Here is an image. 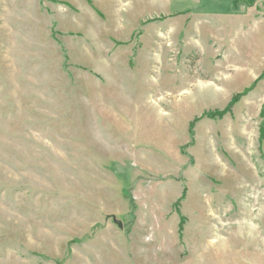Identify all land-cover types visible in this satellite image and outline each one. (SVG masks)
<instances>
[{
    "label": "rangeland",
    "instance_id": "374dc122",
    "mask_svg": "<svg viewBox=\"0 0 264 264\" xmlns=\"http://www.w3.org/2000/svg\"><path fill=\"white\" fill-rule=\"evenodd\" d=\"M189 6L0 0V264H257L264 87L204 117L255 84Z\"/></svg>",
    "mask_w": 264,
    "mask_h": 264
},
{
    "label": "crops",
    "instance_id": "0c3cea01",
    "mask_svg": "<svg viewBox=\"0 0 264 264\" xmlns=\"http://www.w3.org/2000/svg\"><path fill=\"white\" fill-rule=\"evenodd\" d=\"M159 1V0H158ZM189 11L184 16L183 23H175L171 29L172 35L183 29H192L193 25H209L212 32L206 33L205 47L214 50V64L217 65L219 73L225 75L241 74L254 81L255 87L249 96L255 94L258 87H264V80L257 82L264 72V12L258 7H248L245 4L237 5V0H189ZM186 10V9H185ZM158 17L147 20L154 23ZM160 21V20H159ZM158 34H161V26H156ZM198 30V29H197ZM168 45L175 49L179 46L175 38L169 39ZM230 47V53H224V49ZM254 86V85H253ZM221 87L216 85V89ZM257 97V103L264 104V90ZM256 95V94H255ZM248 96V97H249ZM261 144V143H260ZM186 190V189H185ZM184 190V191H185ZM260 192L255 189L252 198L245 200L246 211L259 209L258 204ZM185 196L186 199V195ZM220 218V214H216ZM249 221V234L263 239L254 250V258L257 264H264V236L257 231L253 221ZM256 264V262L254 263Z\"/></svg>",
    "mask_w": 264,
    "mask_h": 264
},
{
    "label": "trees",
    "instance_id": "16d2710c",
    "mask_svg": "<svg viewBox=\"0 0 264 264\" xmlns=\"http://www.w3.org/2000/svg\"><path fill=\"white\" fill-rule=\"evenodd\" d=\"M259 3H262L264 5V0H237V2H236L237 5L245 4L248 7H257ZM262 80H264V72L261 75V77L257 80L256 84L258 82L262 81ZM254 87H255V85L251 89L246 90L244 93L235 96L233 98L232 102L230 103V105L228 106V108L225 111L209 112V113H206L204 115V117H208V118H211V119H216V118L223 119L225 116H227L228 114H230L232 112L233 107L237 103H239L243 97H245L248 93H250L251 90L254 89ZM260 116H261V119H262V123H261V126H260V141H262V140H264V105H263V108H262ZM127 194L129 195V193H127Z\"/></svg>",
    "mask_w": 264,
    "mask_h": 264
}]
</instances>
